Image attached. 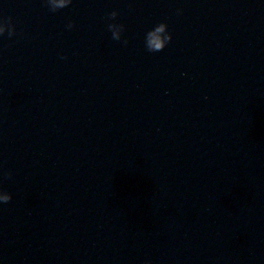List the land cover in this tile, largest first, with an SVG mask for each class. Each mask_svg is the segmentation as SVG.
<instances>
[{"label":"water","instance_id":"water-1","mask_svg":"<svg viewBox=\"0 0 264 264\" xmlns=\"http://www.w3.org/2000/svg\"><path fill=\"white\" fill-rule=\"evenodd\" d=\"M0 17L3 264H264V0ZM162 21L173 40L149 52Z\"/></svg>","mask_w":264,"mask_h":264},{"label":"clouds","instance_id":"clouds-1","mask_svg":"<svg viewBox=\"0 0 264 264\" xmlns=\"http://www.w3.org/2000/svg\"><path fill=\"white\" fill-rule=\"evenodd\" d=\"M2 2V0H0ZM73 3V0H46L47 6L51 11L56 12L61 9L68 8ZM182 10L178 9L177 14H180ZM119 15L117 11H113L110 14V19L113 21L108 24V29L112 34V38L115 40H120L123 37L124 25L114 22L116 17ZM69 29L74 27L73 23L67 25ZM5 34L9 38H13L17 35L16 25L10 19H4L0 17V37ZM150 36L153 38L162 37L161 40H155V42L150 41L146 45V50L152 53L163 52L173 40V33L170 31L169 24L166 21H162L156 24L153 30L150 32ZM11 176V173H8ZM13 199L11 193L7 192L2 185H0V206L7 204ZM3 264V261H0Z\"/></svg>","mask_w":264,"mask_h":264}]
</instances>
